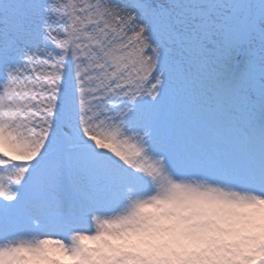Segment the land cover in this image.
I'll return each mask as SVG.
<instances>
[{
    "label": "snow or ice",
    "instance_id": "snow-or-ice-1",
    "mask_svg": "<svg viewBox=\"0 0 264 264\" xmlns=\"http://www.w3.org/2000/svg\"><path fill=\"white\" fill-rule=\"evenodd\" d=\"M0 264H264V0H0Z\"/></svg>",
    "mask_w": 264,
    "mask_h": 264
},
{
    "label": "rangeland",
    "instance_id": "rangeland-1",
    "mask_svg": "<svg viewBox=\"0 0 264 264\" xmlns=\"http://www.w3.org/2000/svg\"><path fill=\"white\" fill-rule=\"evenodd\" d=\"M112 211H115V209H113Z\"/></svg>",
    "mask_w": 264,
    "mask_h": 264
}]
</instances>
